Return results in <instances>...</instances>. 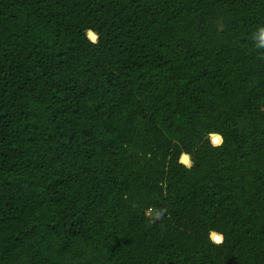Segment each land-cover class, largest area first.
<instances>
[{"label":"trees","instance_id":"obj_1","mask_svg":"<svg viewBox=\"0 0 264 264\" xmlns=\"http://www.w3.org/2000/svg\"><path fill=\"white\" fill-rule=\"evenodd\" d=\"M262 27L264 0H0V264H264Z\"/></svg>","mask_w":264,"mask_h":264},{"label":"clouds","instance_id":"obj_2","mask_svg":"<svg viewBox=\"0 0 264 264\" xmlns=\"http://www.w3.org/2000/svg\"><path fill=\"white\" fill-rule=\"evenodd\" d=\"M260 46H264V27L260 29Z\"/></svg>","mask_w":264,"mask_h":264},{"label":"rangeland","instance_id":"obj_3","mask_svg":"<svg viewBox=\"0 0 264 264\" xmlns=\"http://www.w3.org/2000/svg\"><path fill=\"white\" fill-rule=\"evenodd\" d=\"M216 236H217V235L214 234V233H213L212 235L210 234V238H211V240H213L214 242H219L218 240H215V239H216Z\"/></svg>","mask_w":264,"mask_h":264},{"label":"water","instance_id":"obj_4","mask_svg":"<svg viewBox=\"0 0 264 264\" xmlns=\"http://www.w3.org/2000/svg\"><path fill=\"white\" fill-rule=\"evenodd\" d=\"M261 108H264V100H263V102H262V104H261ZM220 241V240H219Z\"/></svg>","mask_w":264,"mask_h":264},{"label":"snow or ice","instance_id":"obj_5","mask_svg":"<svg viewBox=\"0 0 264 264\" xmlns=\"http://www.w3.org/2000/svg\"><path fill=\"white\" fill-rule=\"evenodd\" d=\"M94 38V37H93ZM216 239H219V237H216Z\"/></svg>","mask_w":264,"mask_h":264}]
</instances>
